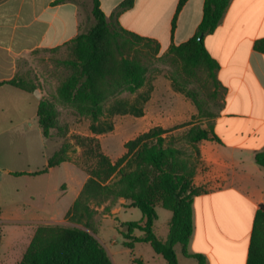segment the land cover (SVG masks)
Wrapping results in <instances>:
<instances>
[{
    "label": "trees",
    "instance_id": "1",
    "mask_svg": "<svg viewBox=\"0 0 264 264\" xmlns=\"http://www.w3.org/2000/svg\"><path fill=\"white\" fill-rule=\"evenodd\" d=\"M76 0H55L54 4ZM94 26L82 32L69 43L73 59L62 61L71 73L58 86L56 98L60 104L69 107L78 117L89 119L92 136H75V145L81 149V157L93 162L92 167H81L87 174L79 195L65 214V220L78 226L41 225L27 246L17 264H112L106 250L95 237L94 219L97 208L104 206L103 212H110L118 200L124 199L128 207L137 208L142 213L140 221L123 224L126 231L124 246L132 249L135 243H148L154 252L161 255L165 264H178L174 250L180 245L185 257L194 258L197 264H207L201 255L191 254L187 246L193 231L192 202L204 190L192 185L200 163L198 144L203 140L220 142L213 131L212 123L202 127L196 123H186L173 129L160 126L150 128L124 144L125 153L115 162L101 150L95 136L113 130L112 118L117 115L142 117L144 104L149 100L150 89L146 86L148 67L131 52L149 50L158 54L159 44L111 24L100 7V0H91ZM230 0H204L202 19L195 35L180 45H171L164 54L173 64H179L186 78L195 77L202 71L213 87L211 97L216 98L220 84L216 78L218 63L206 50L203 36L213 32ZM185 0H180L176 14ZM133 5V0H124L116 14ZM173 19V26H174ZM202 35V39L198 37ZM254 50L264 54V38L256 40ZM148 51V52H149ZM149 54V53H146ZM178 74V73H176ZM176 92L191 99L197 111H202L195 92L187 89L188 80L178 82L171 79ZM24 92H34L36 86L28 83L20 75L0 82ZM135 95L126 99L123 94ZM217 114L205 113L203 118L212 120ZM36 116L45 139L52 138L57 126V112L52 101L41 99ZM188 127L181 137L190 152L176 144L178 139L167 138L173 130ZM72 143L65 141L47 159L45 169L33 172H14L18 175L47 173L50 168L63 162H71ZM255 164L264 171V150L254 154ZM74 163V162H73ZM80 167L78 163H74ZM160 206L172 213L166 241L154 232L157 220L155 207ZM138 230L142 236H133ZM246 264H264V205L256 211Z\"/></svg>",
    "mask_w": 264,
    "mask_h": 264
},
{
    "label": "crops",
    "instance_id": "2",
    "mask_svg": "<svg viewBox=\"0 0 264 264\" xmlns=\"http://www.w3.org/2000/svg\"><path fill=\"white\" fill-rule=\"evenodd\" d=\"M54 1L0 0V82L20 75L21 63L32 53L68 45L82 33V19L91 21V0L60 4ZM123 1L100 0L107 20L155 40L161 54L171 45H180L195 35L204 4V0H185L176 14L180 0H133L130 8L116 14ZM262 38L264 0H230L216 29L203 36L206 50L219 65L216 78L221 86V108L211 123L220 142L203 140L198 144L200 163L192 185L204 192L193 198V231L187 249L191 254L203 256L207 264H246L254 217L259 206L264 205V171L254 162V154L264 150V54L253 48L254 42ZM14 90L19 89L7 84L0 86V123L5 120L15 125L3 112L11 105V95H17ZM170 90L174 92L171 86ZM37 92L36 112L41 92L29 93ZM186 102L187 117L172 125L196 114L191 101ZM169 118L159 116L154 125L166 128ZM55 170L62 177L60 190L50 198L51 206L45 213H31L11 202L0 206V223L28 226L64 221L88 176L68 161L45 174ZM127 204L124 199L118 200L109 214L133 208ZM103 208L98 207L97 213L101 214ZM21 236L25 238L26 234ZM191 259L197 264L196 259ZM20 260L15 259V254L0 252V264H17Z\"/></svg>",
    "mask_w": 264,
    "mask_h": 264
},
{
    "label": "rangeland",
    "instance_id": "3",
    "mask_svg": "<svg viewBox=\"0 0 264 264\" xmlns=\"http://www.w3.org/2000/svg\"><path fill=\"white\" fill-rule=\"evenodd\" d=\"M82 22V32L89 31L95 24L93 18H91V21H84L83 18ZM148 51L146 49L130 54L131 56L140 57L148 67L147 83L141 89L143 92L150 89L149 100L144 104V115L142 117H134L129 114L114 116L112 118L113 130L95 136L102 152L112 162H115L125 153L124 144L127 141L155 127L154 123L159 116L162 118L170 117L166 121L169 126L164 129H173L186 123H196L202 126L211 122V120L208 121L203 118L205 113L218 114L221 108V91L216 98L211 97L213 87L204 72L196 71L195 77L186 78L181 72L179 64H173L169 57H165L160 52L152 55ZM73 58L71 47L68 44L53 50L34 52L20 65V76L28 83L36 86V90L41 92V99L46 98L52 101L57 112V126L60 130H53L51 132L52 138L45 139L42 136L36 116L35 101L39 95L38 92L29 94L14 90L17 95H11V105L6 107L3 112L9 115L15 125L8 124L5 120L0 123V206L14 202L22 209L28 210V212L45 213V209L51 206L49 204L50 198L60 190L62 179L60 172L55 170L51 174L16 176L14 174L7 175L3 171L11 170L13 173L41 171L45 169L47 159L65 141L72 143L70 151L72 163H78L79 168L92 167L93 165L91 160L81 157V149L75 145L74 140L75 136H92L89 131V119L75 116L69 107L60 104L56 98L58 86L71 73L70 68L64 66L62 61ZM173 77L178 82H181L182 79L188 80L187 89L195 92L196 99L202 109L199 113L195 107L196 114L178 125L172 124L187 117L188 104H186V101H191V99L174 90L171 81ZM170 86L175 93L171 92ZM122 97L132 100L135 95L125 93ZM191 103L193 104L192 101ZM187 129L186 126L173 130L166 137L178 139L176 145L190 152L191 149L185 141L181 140ZM61 189H65L64 184L61 185ZM155 211L157 214V220L155 221L156 234L162 241H166L168 223L172 214L160 206H156ZM104 214L107 216L103 217ZM141 218L142 213L137 208H122L116 215H110L109 212H101V214L97 213L95 215L94 235L106 250L112 264H163V257L156 254L148 243H135L133 249L124 246L123 233L126 231V227L123 224L139 221ZM58 224L81 227L66 220L54 224L42 222L28 226L1 222L0 252L9 254V256L15 254V259L19 260L32 239V232H35L41 225ZM21 234H26V237H22ZM139 235L142 236L140 231L134 232V236L140 237ZM174 250L178 264H195L193 259L183 256L179 244L174 246ZM139 259H142V262H139Z\"/></svg>",
    "mask_w": 264,
    "mask_h": 264
},
{
    "label": "water",
    "instance_id": "4",
    "mask_svg": "<svg viewBox=\"0 0 264 264\" xmlns=\"http://www.w3.org/2000/svg\"><path fill=\"white\" fill-rule=\"evenodd\" d=\"M202 39V35L198 37V40H201Z\"/></svg>",
    "mask_w": 264,
    "mask_h": 264
}]
</instances>
